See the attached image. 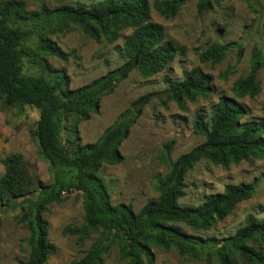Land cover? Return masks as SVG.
Instances as JSON below:
<instances>
[{
	"label": "trees",
	"instance_id": "trees-1",
	"mask_svg": "<svg viewBox=\"0 0 264 264\" xmlns=\"http://www.w3.org/2000/svg\"><path fill=\"white\" fill-rule=\"evenodd\" d=\"M187 1L154 0L150 4L148 0H99L51 10L43 6L37 11H27L21 1H0V101L7 108L27 105L38 110L34 136L39 155L52 172V181L46 185L28 172L20 154L1 160L0 208L18 206L20 221L28 232V253L18 264H45L55 252L43 213L72 191L82 195L83 219L79 227H66L64 232L80 242L95 232L99 239L82 258L70 264H102L111 244L118 247L126 264H154L152 248L173 249L179 256L192 259L214 258L217 264H264V216L248 214L244 225L222 240L202 239L178 226L183 224L192 231L210 230L239 203L252 198V183L227 184L221 193L206 196L195 207L177 204L184 196L186 174L201 160L227 169L252 159H264V125L243 121L246 109L242 100L255 97L261 90L258 75L264 73V56L257 50L250 54L247 74L232 83V95L220 97L211 107L209 118L202 113L195 115L193 129L205 140L171 162L168 172L156 179L158 196L137 212L130 205L111 203L104 182L97 175L99 169L103 164L123 161L120 144L152 98L165 95V102L173 101L183 108L186 102L207 95L210 77L199 67L184 70L181 79H168L163 91L132 101L95 142L81 144L78 139L77 125L96 113L101 99L132 71L149 78L173 60L175 48L164 40L162 25L151 20V9L164 19H172ZM196 1L198 14L221 2ZM71 27L95 42L103 40L108 44L115 42L122 31L131 30L122 45L125 62L75 89L69 87L63 74L54 83L41 76L22 74L26 41L37 37L36 56L64 61L68 54L50 38ZM226 51L225 46L209 47L199 54V61L218 64ZM68 119L73 125L70 133L75 137L70 150L61 140L63 123ZM172 143L164 144L167 150Z\"/></svg>",
	"mask_w": 264,
	"mask_h": 264
},
{
	"label": "rangeland",
	"instance_id": "rangeland-1",
	"mask_svg": "<svg viewBox=\"0 0 264 264\" xmlns=\"http://www.w3.org/2000/svg\"><path fill=\"white\" fill-rule=\"evenodd\" d=\"M16 1H21L27 11H37L43 6L51 10L99 0ZM148 1L152 4L154 0ZM196 3V0H188L172 19H164L151 9V20L162 25L164 40L175 48L173 60L162 72L149 78H142L132 71L101 99L97 112L76 127L81 144L93 143L132 101L147 93L163 91L168 79H181L182 72L193 67H199L210 77L207 95L186 102L183 108L173 101L165 102V95L152 98L129 130L128 137L120 144L123 161L117 165L103 164L99 169L97 175L104 182L111 203L130 205L134 212L158 196L156 179L168 172L171 162L205 140L193 129L195 115L202 113L209 118L210 109L218 99L232 95V83L244 77L249 70L252 51L257 50L264 56V0H221L219 5L202 14L197 13ZM130 32L129 29L122 31L111 44L103 40L95 42L73 27L51 35L50 39L56 46L68 54L64 61L51 56H36L37 37L33 36L23 44L22 74L41 76L51 83L63 74L71 89L84 86L125 62L122 45ZM213 46L227 48L222 61L214 65L200 62L199 54ZM258 80L259 94L242 100L246 109L243 121H257L264 125L263 72H259ZM38 115V110L32 106L7 108L0 101V175L3 173L1 160L18 153L30 174L46 185L51 183L52 172L41 159L34 136ZM63 125L61 140L70 150L75 140L70 133L72 121L68 119ZM170 142L173 143L167 150L164 144ZM184 183V196L177 201L179 206H198L206 196L221 193L227 184L252 183L255 189L252 198L239 203L230 215L208 231H192L178 224L190 235L222 240L242 227L248 214L258 218L264 216V159H252L227 169L201 160L188 171ZM20 215L18 206L0 208V264H18L27 256L28 232L20 221ZM43 215L49 224L48 238L55 246V252L45 264H70L79 260L99 239L95 232L80 242L76 236L64 232L66 227L82 224L80 192L64 194V200L49 205ZM151 251L154 264H217L214 258L181 257L173 249L152 248ZM102 259V264H126L115 244L109 246Z\"/></svg>",
	"mask_w": 264,
	"mask_h": 264
}]
</instances>
